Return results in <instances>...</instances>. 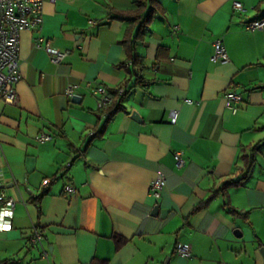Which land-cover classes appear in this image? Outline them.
Listing matches in <instances>:
<instances>
[{"label": "crops", "instance_id": "0c3cea01", "mask_svg": "<svg viewBox=\"0 0 264 264\" xmlns=\"http://www.w3.org/2000/svg\"><path fill=\"white\" fill-rule=\"evenodd\" d=\"M237 1L244 11L233 0H157L136 75L123 40L139 19L119 14L134 0L44 1L40 34L68 54L53 64L35 30L20 33L22 78L13 102L0 98V191L15 199L0 264H264V29L245 27L264 17V0ZM215 38L225 63L210 60ZM98 84L126 88L112 115L91 93ZM227 90L243 97L236 112ZM244 155L254 157L248 177L224 187L244 173ZM157 170L159 198L149 192ZM34 226L47 258L30 242Z\"/></svg>", "mask_w": 264, "mask_h": 264}, {"label": "built area", "instance_id": "2783aa9c", "mask_svg": "<svg viewBox=\"0 0 264 264\" xmlns=\"http://www.w3.org/2000/svg\"><path fill=\"white\" fill-rule=\"evenodd\" d=\"M45 0H0V98L13 102L15 100L14 85L22 78L20 72V61L18 56L20 33L26 29H33L38 34L34 37V47L44 48L47 52L50 61L53 64L61 63L68 54L67 50L58 49L49 46L44 42V38L40 34L43 25V3ZM232 6L235 10L244 11L241 2L233 0ZM92 23L93 21L90 20ZM245 27L249 30L264 29V17L251 20L245 23ZM213 52L210 56L212 62L225 63L228 61V54L224 44L220 38L213 40ZM78 84L68 82L65 88V94L71 97ZM126 91L125 86L121 85L113 91L109 90L103 85H95L92 87L91 93L98 101V106L101 112L108 116L107 108L110 106L115 95H123ZM224 104L232 112H236L238 104L243 100L240 93L227 90L223 93ZM189 101V100H187ZM190 102V101H189ZM178 118V110L173 109L170 114V122L175 123ZM52 136L41 133L36 139L39 142L50 139ZM175 165L180 168L184 165L185 160L181 151L174 153ZM50 182L49 178L42 181L43 186H47ZM166 183V175L157 170L153 178L149 192L155 198H159L161 190ZM75 187L72 184H65L64 191L68 194L75 192ZM15 207V199L0 191V213L5 211L11 212V216H3L0 224H7L12 226V218ZM6 231V230H3ZM43 234L42 231L33 227L30 235V242L41 246V256L47 258L48 251L42 245ZM177 252L183 256L189 257L191 255L189 246L184 243L177 245ZM9 264H18L11 262Z\"/></svg>", "mask_w": 264, "mask_h": 264}, {"label": "trees", "instance_id": "16d2710c", "mask_svg": "<svg viewBox=\"0 0 264 264\" xmlns=\"http://www.w3.org/2000/svg\"><path fill=\"white\" fill-rule=\"evenodd\" d=\"M144 1H146V8H144ZM134 5L136 6V8H132L130 10H124V11H120L119 14H121V16L123 15H127V16H135L136 19H139V23L137 25V31L134 35L128 36L123 40V45L125 46L126 52L128 54V58L131 59L132 64L137 67L136 69L133 70V73H135V75L138 73V70L141 68V59L138 56V54L135 52V45L138 39H141L143 36V28L147 27L152 18L154 13H156L159 9H162L160 7V4L157 2V0H134ZM144 8V12L142 13ZM143 14V16H141ZM137 79H139L137 77ZM125 85V84H124ZM121 98L118 97L117 95H115L114 99L112 100L110 106L107 108L108 111V116L112 115L114 112H116L117 110L121 109ZM253 149H255V147H253ZM244 159V163H245V171L244 173L241 175V177L233 182H225L223 184L224 187H226L227 185L234 183V184H242L245 179L248 177L249 175V170L251 168V165L254 161V157L253 155H244L243 156ZM201 207V206H198Z\"/></svg>", "mask_w": 264, "mask_h": 264}, {"label": "water", "instance_id": "95a60500", "mask_svg": "<svg viewBox=\"0 0 264 264\" xmlns=\"http://www.w3.org/2000/svg\"><path fill=\"white\" fill-rule=\"evenodd\" d=\"M71 100H73V101H78L79 98H78L77 95H73V96L71 97ZM131 116H132L133 118H135V119H138V118H139V116H138L136 110H133V111H132ZM156 211H157V206H155V207L153 208L152 213H155Z\"/></svg>", "mask_w": 264, "mask_h": 264}, {"label": "clouds", "instance_id": "9594fccd", "mask_svg": "<svg viewBox=\"0 0 264 264\" xmlns=\"http://www.w3.org/2000/svg\"><path fill=\"white\" fill-rule=\"evenodd\" d=\"M12 213L11 212H3V213H0V220H2L3 216H11ZM10 229V225H7V224H0V230H9Z\"/></svg>", "mask_w": 264, "mask_h": 264}]
</instances>
